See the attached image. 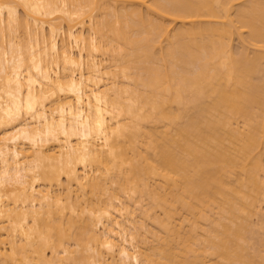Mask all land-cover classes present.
Wrapping results in <instances>:
<instances>
[{
  "label": "snow or ice",
  "instance_id": "obj_1",
  "mask_svg": "<svg viewBox=\"0 0 264 264\" xmlns=\"http://www.w3.org/2000/svg\"><path fill=\"white\" fill-rule=\"evenodd\" d=\"M147 6L166 19L145 21L135 6L108 0H0V264H264V60L259 80L248 69L245 104L231 110L233 140L246 147L212 184L158 148L153 156L144 135L150 124L171 122L168 105L236 83L229 45L237 32L264 57V0ZM195 19L217 21L199 26L215 30L210 42L184 23ZM80 27L88 34L78 37ZM133 28L146 51L167 46L179 59L195 44L222 71L192 84L169 75L165 58L146 73L123 60L117 42ZM204 127L197 121L192 138ZM53 144L58 158L45 147ZM161 173L163 188L151 179ZM40 183L51 187L38 193Z\"/></svg>",
  "mask_w": 264,
  "mask_h": 264
},
{
  "label": "bare ground",
  "instance_id": "obj_2",
  "mask_svg": "<svg viewBox=\"0 0 264 264\" xmlns=\"http://www.w3.org/2000/svg\"><path fill=\"white\" fill-rule=\"evenodd\" d=\"M63 2V0H60ZM69 3L73 2H89V0H68ZM103 2V0H98ZM109 3L127 5L129 10L136 12H142L145 21L151 14L152 18L166 19V17H160L159 12L148 8V3L152 4H175L185 3L191 5H213L218 0H108ZM229 3L234 5L240 4H255L259 5L260 0H228ZM200 11L211 12L210 8L200 9ZM236 13H233L235 16ZM252 27L255 29V35L259 37L261 31V18L260 9L257 7L252 10L251 13ZM7 20H5V24ZM189 25L195 24L198 27L194 32V38L200 37L201 43L205 40L210 42L212 34L215 32L210 27L201 29L200 25H211L217 23L215 20L210 19H195L184 21ZM223 23V21H220ZM136 29L133 28V34L126 35L123 38H117L119 43L123 39V60L127 63H134L136 66L141 67L146 73L152 70L155 65H163L165 58L168 59L167 64L168 74L174 76L176 79H183L191 82L192 84L201 83L206 77L212 78L213 74L219 75L222 71L218 66L209 67L201 60V57L196 49L195 44L191 45L192 51L182 54L179 59H175L169 53L167 46L162 50L157 46L154 54L151 51L143 49L138 38L135 36ZM81 34L87 35L88 29L86 27L76 28V35L79 37ZM63 38L61 37V41ZM230 49L232 58L237 61L239 68L237 71V81L231 88L225 83L223 88H219L209 93L206 96H201L198 102L186 104L182 108L179 105H168L170 109L175 108V112L172 114V120L170 123L165 122V126L161 127L160 124H150L145 130L149 140L155 145L153 149V156L156 155L155 149L158 148L161 156L165 161H173L180 159L184 162V166L187 171L192 172L199 176L202 183L212 184L218 180L226 170L232 165L237 163V153L242 151L246 145L243 142L235 141L232 137V131L235 129V120L231 115V110L236 108L240 109L245 104L246 88L242 84V80L246 76L249 68L254 69V75L257 80L260 78V64L264 60V57L260 55V49L253 47L250 44H246L241 37V34L237 32L235 36L230 38ZM236 42V45L234 44ZM119 55V48H117ZM79 56L77 55V59ZM174 65V67H173ZM215 115L214 122L211 118ZM232 120V129H228L229 120ZM210 121L207 127L205 121ZM199 121L200 126L204 127V133L197 135L195 139L190 135L192 127ZM188 141L191 143L189 144ZM26 142L20 140L17 142L19 149H24ZM45 147L51 148L56 152L57 158L59 157V148L61 145H46ZM257 149L259 144L256 145ZM145 151L147 147L145 146ZM190 152V157L185 153ZM23 155H27L26 152ZM21 159V164H23ZM78 171H83L82 168H78ZM0 173H2V165H0ZM14 178V177H13ZM66 179V178H65ZM158 186L163 188V185L168 182V178L161 173L159 176L151 177ZM51 185L46 183H40L37 185V192L41 190L48 191ZM23 192V188L19 189ZM29 194L31 195V188H29ZM227 202V201H225ZM24 207L23 203L20 205ZM31 205H29V208ZM36 207L39 208V202ZM149 227H153L151 224ZM103 231V229H101ZM148 246V245H146ZM152 249L149 246V252ZM50 255V253H49ZM147 255V254H145ZM118 258V257H117Z\"/></svg>",
  "mask_w": 264,
  "mask_h": 264
},
{
  "label": "rangeland",
  "instance_id": "obj_3",
  "mask_svg": "<svg viewBox=\"0 0 264 264\" xmlns=\"http://www.w3.org/2000/svg\"><path fill=\"white\" fill-rule=\"evenodd\" d=\"M234 44L236 45V42H234Z\"/></svg>",
  "mask_w": 264,
  "mask_h": 264
}]
</instances>
